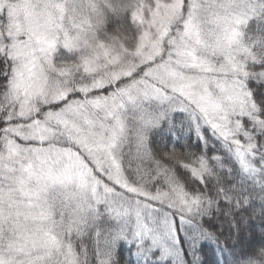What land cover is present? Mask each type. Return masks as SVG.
<instances>
[{"label":"snow or ice","instance_id":"snow-or-ice-1","mask_svg":"<svg viewBox=\"0 0 264 264\" xmlns=\"http://www.w3.org/2000/svg\"><path fill=\"white\" fill-rule=\"evenodd\" d=\"M0 264H264V0H0Z\"/></svg>","mask_w":264,"mask_h":264}]
</instances>
